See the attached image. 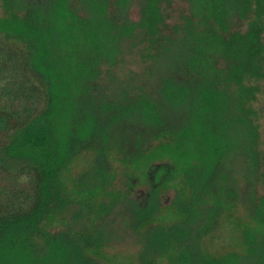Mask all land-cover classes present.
Here are the masks:
<instances>
[{
  "label": "trees",
  "instance_id": "16d2710c",
  "mask_svg": "<svg viewBox=\"0 0 264 264\" xmlns=\"http://www.w3.org/2000/svg\"><path fill=\"white\" fill-rule=\"evenodd\" d=\"M185 1L168 27V0H0V264L128 261L104 250L114 161L148 187L133 264H264V0ZM219 224L240 251L202 247Z\"/></svg>",
  "mask_w": 264,
  "mask_h": 264
},
{
  "label": "rangeland",
  "instance_id": "374dc122",
  "mask_svg": "<svg viewBox=\"0 0 264 264\" xmlns=\"http://www.w3.org/2000/svg\"><path fill=\"white\" fill-rule=\"evenodd\" d=\"M164 10V22L168 27L173 24L183 22L182 14H186L188 11V3L185 0H168V3H161L160 5ZM1 12V8H0ZM127 15L130 19L136 20L138 18V7L136 2H133L130 8H128ZM195 25V24H193ZM199 28L198 26L196 29ZM170 29L165 31L168 33ZM122 69L125 73L139 71V59L133 55H139L136 49L133 48L129 53L125 54ZM260 91L256 94L255 101L252 103L253 107L257 111L258 119V130L260 136V146L264 152V82L259 81ZM160 140V139H158ZM163 141V140H162ZM164 141H166L164 139ZM160 141H154L152 146L159 145ZM88 155H80L77 159L78 166L80 169L86 165L89 161ZM110 171L113 173V185L115 188L121 190V193H127L128 200L122 203H117L104 219V250L109 254H118L126 257L128 261L123 264H133L131 259L132 255L137 249L136 236L129 230L128 224H125L126 219L123 215V210L129 206V195L132 199L137 202L144 201V197L147 192V185L144 181L134 177L130 172L129 167L118 164L117 162H111L109 164ZM261 193V190H259ZM172 197V190L163 191L158 196V205L163 206L167 204ZM120 211L122 213H120ZM120 213V214H119ZM237 233L227 229V227L218 225L215 231L207 235L202 241V247L209 253L222 254L229 251H240L241 246L237 240ZM131 256V257H130ZM129 259L131 262H129Z\"/></svg>",
  "mask_w": 264,
  "mask_h": 264
}]
</instances>
